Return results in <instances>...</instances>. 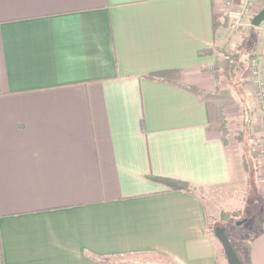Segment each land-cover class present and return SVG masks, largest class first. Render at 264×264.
I'll list each match as a JSON object with an SVG mask.
<instances>
[{"label":"crops","instance_id":"obj_1","mask_svg":"<svg viewBox=\"0 0 264 264\" xmlns=\"http://www.w3.org/2000/svg\"><path fill=\"white\" fill-rule=\"evenodd\" d=\"M225 1L0 0V264H227L199 194L248 178L198 53ZM249 223L227 234L264 264Z\"/></svg>","mask_w":264,"mask_h":264},{"label":"rangeland","instance_id":"obj_2","mask_svg":"<svg viewBox=\"0 0 264 264\" xmlns=\"http://www.w3.org/2000/svg\"><path fill=\"white\" fill-rule=\"evenodd\" d=\"M239 1V0H238ZM264 0H254L252 3L251 8L243 14V16L240 19V24L237 26H233L231 24V19L227 15H221L220 17V24L218 27L217 32H215L214 36V42L213 45H211L208 48H212V52L206 54L209 56V60H207L206 70L208 71V75L213 77V79L219 81V76H221V79L223 83L226 84V87H222L218 83L217 91H214L212 97L219 96L220 94L221 98L225 100V103H228L229 108L232 109L231 111H227V114H221V118L218 123V127L221 126H227L228 131L235 130H242V119L241 117V110L243 109V103H239V100L236 99V96L234 95V91L232 89V85L227 83L228 79L226 76H224L220 69L219 71H215L214 69V62L215 59L217 60H223L225 58L222 51H228V52H236L239 51L238 48L241 47L243 44V41L246 39L247 44H250L252 46V50L250 51L251 59H248L246 62V68L242 72L241 75H237L233 78V80L241 79V83L243 86L249 88L253 92V96H251L252 100L253 97L255 100V104L252 105L249 103L248 97L246 98V104L248 110L251 111L250 116V125L248 127V132H246L242 140L243 142L239 143L241 150L242 147L246 148H253L254 150H258L261 152V154L264 153V127L262 123V116L264 114V99H259V96L255 95L258 92V89L256 85L253 83L254 77L252 76V71H257L256 73V79H260L264 81L262 75L264 73V21H262L258 26H253L251 24V18L259 11V9L263 6ZM223 29V33L219 34V28ZM245 42V44H246ZM254 64V66L252 65ZM252 66V70H250V67ZM204 70V68H203ZM255 80V79H254ZM229 82V81H228ZM245 90V89H244ZM246 96V95H244ZM256 96V97H255ZM264 98V96H263ZM211 99V98H210ZM213 102V101H212ZM233 109H236V113H233ZM261 114V115H260ZM260 115V119L259 116ZM224 123V124H223ZM258 125V128L256 127ZM229 137H232L235 139L232 135H229ZM237 140V139H235ZM260 154V155H261ZM247 157L249 158V154L247 153ZM259 157V155H258ZM258 157L255 161L254 165L249 166V170L251 171V176L247 178V183L239 185V186H231V187H223L219 190H213L212 192H206V194L201 190L199 191V194H204L203 198L205 200L206 206L208 208L209 212V224H210V231H212V227L217 224H228L230 226L228 232L230 234H233V228L237 225L235 224L236 220L245 218L244 215L246 213L247 216H249L248 220L244 222L242 225L248 226L252 220L251 216L257 211V204L254 202V184L259 182L261 178L259 176H256L255 174L258 173L260 170V162L258 163ZM262 159H264V155L261 156ZM264 195V193H263ZM252 198V199H251ZM252 201V204L249 203L247 200ZM262 208L259 211V218L260 221L256 224L257 226L254 228H261L264 226V199L262 197L261 199ZM251 206L250 209H247V206ZM223 211L228 212L231 214V218L225 222L221 220V213ZM242 225H238L239 227ZM227 226V227H228ZM223 256L222 248L220 247V256ZM146 259L152 260L155 264H173L166 260L163 257L154 256L149 257L150 255H145Z\"/></svg>","mask_w":264,"mask_h":264},{"label":"trees","instance_id":"obj_3","mask_svg":"<svg viewBox=\"0 0 264 264\" xmlns=\"http://www.w3.org/2000/svg\"><path fill=\"white\" fill-rule=\"evenodd\" d=\"M219 24H220V22L218 21L216 16L213 15L212 25H213L214 30L219 27ZM246 39L243 41V44L241 45V47L238 48L239 51L228 52V51L224 50V51H222V53L224 54L225 58L223 60L215 59V62H214L215 71H219L218 69H220V72L224 76H226L229 83L232 85V89H233L235 95L237 96V98L239 99V103H243V109L240 112L241 117H243L242 122H241L243 129L242 130H235L234 129L231 132V131H228L227 126H221L219 128V130L221 132V136H222L224 141H226L228 139L229 135H232L235 139H237L238 142L242 143L243 142L242 137L246 132H248V127H249L250 121H251L250 120L251 111L248 110V108H247V104H246L247 100L245 98L247 96H244V95H246L245 90H244L245 86L242 85L241 79L233 80V78L236 75L238 77V75L242 74V72L246 68L247 60L252 58L251 55L249 54L250 51L252 50V46L250 44H247ZM245 42H246V44H245ZM211 52H212V48H203V49H200L198 51L199 55H206V54L211 53ZM166 73H167L166 70H163V71H159V72L154 73V74H149V76H151V77L154 75L165 76ZM247 153L249 154V158L247 157ZM260 153H261L260 151L254 150L253 148H246L244 146L242 147V162H243V167H244L248 177L251 176V171L249 170V166L255 164V161L257 160V157ZM159 179L163 180L165 183H167L173 189L189 190L188 184L183 182V181L169 179V178H159ZM258 200H259L258 210L252 216V220L256 224L260 221L259 211L262 208V203H261L260 199H258ZM248 203H249V201H248ZM231 217H232L231 214H229L226 211H223L221 213V220H223L225 222H227ZM215 225H220V226L225 227V231L227 233L226 223H224V224L217 223ZM212 229H213V227H212ZM152 255L162 257L161 254L154 253ZM239 259H240V257H239ZM240 262H241V260H240ZM241 264H242V262H241Z\"/></svg>","mask_w":264,"mask_h":264},{"label":"water","instance_id":"obj_4","mask_svg":"<svg viewBox=\"0 0 264 264\" xmlns=\"http://www.w3.org/2000/svg\"><path fill=\"white\" fill-rule=\"evenodd\" d=\"M262 21H264V4L259 9V11L251 18V24L253 26H258ZM245 221L246 218H242L240 220H236L235 224L241 225ZM212 232L222 247L223 253L227 260V264H241L239 256L234 249L228 234L225 231V227L215 225L213 226Z\"/></svg>","mask_w":264,"mask_h":264},{"label":"built area","instance_id":"obj_5","mask_svg":"<svg viewBox=\"0 0 264 264\" xmlns=\"http://www.w3.org/2000/svg\"><path fill=\"white\" fill-rule=\"evenodd\" d=\"M254 0H239V2L237 4H234L232 0H226L225 3V7L223 9V15H227L230 19H231V24L233 26H237L240 24V19L243 16V14L245 12H247L253 3ZM254 66V64H252ZM250 70H252V66H249ZM256 73H258L257 71H252V76L256 77ZM254 77L253 79V83L256 85L258 92L257 94H255L256 96H259V99L263 100V96H264V81L260 80V79H256ZM255 96V97H256ZM262 123H263V127H264V114L262 116Z\"/></svg>","mask_w":264,"mask_h":264}]
</instances>
